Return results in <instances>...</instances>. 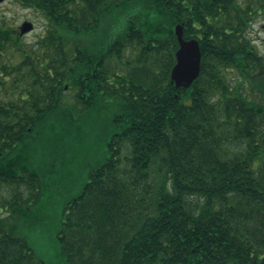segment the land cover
I'll return each instance as SVG.
<instances>
[{
  "label": "trees",
  "instance_id": "1",
  "mask_svg": "<svg viewBox=\"0 0 264 264\" xmlns=\"http://www.w3.org/2000/svg\"><path fill=\"white\" fill-rule=\"evenodd\" d=\"M15 1L47 29L29 49L0 18V142L22 172L0 264H48L8 218L41 199L33 156L102 124L110 154L65 205L68 264H264V0ZM178 23L202 50L189 87L171 82Z\"/></svg>",
  "mask_w": 264,
  "mask_h": 264
},
{
  "label": "rangeland",
  "instance_id": "2",
  "mask_svg": "<svg viewBox=\"0 0 264 264\" xmlns=\"http://www.w3.org/2000/svg\"><path fill=\"white\" fill-rule=\"evenodd\" d=\"M0 18L12 26L22 22L34 24V29L21 39L22 45L29 49L47 29V19L40 11L23 6L15 0L0 1ZM249 31L258 49L264 54V17L259 16ZM80 131L83 140L68 138L65 139V145L60 144L59 147L50 142L43 148L44 155L37 156L36 153L33 156V166L44 171L39 172L44 179L43 187L39 188L43 191L41 199L37 203L33 199L25 202L23 206L28 207V210L23 214L15 213L7 222L16 234L29 240L36 253L48 264H68L59 242L65 205L82 191L85 182L90 179V168L104 161L110 154L108 140L113 129L102 124L85 126ZM25 195H28L26 190L23 192Z\"/></svg>",
  "mask_w": 264,
  "mask_h": 264
},
{
  "label": "water",
  "instance_id": "3",
  "mask_svg": "<svg viewBox=\"0 0 264 264\" xmlns=\"http://www.w3.org/2000/svg\"><path fill=\"white\" fill-rule=\"evenodd\" d=\"M33 29L34 24L32 22H24L21 27V34ZM174 30L179 48L176 51V63L171 71V82L177 87H189L201 72L202 50L200 42L197 38H185L183 23H178Z\"/></svg>",
  "mask_w": 264,
  "mask_h": 264
},
{
  "label": "flooded vegetation",
  "instance_id": "4",
  "mask_svg": "<svg viewBox=\"0 0 264 264\" xmlns=\"http://www.w3.org/2000/svg\"><path fill=\"white\" fill-rule=\"evenodd\" d=\"M21 24H15L13 26V32L15 35L20 36L21 38L24 34H21ZM2 41L0 40V47ZM4 52L0 48V108L2 106V57ZM4 130H0L1 136L4 134ZM8 144L4 142H0V198H4L5 195L10 192L14 193L18 190L19 186V176L22 173L19 168V151L18 148L13 151V149L17 146L16 143L13 142L12 146H7ZM5 193V194H4ZM14 199V197H12ZM11 198V199H12ZM2 208V207H0Z\"/></svg>",
  "mask_w": 264,
  "mask_h": 264
},
{
  "label": "bare ground",
  "instance_id": "5",
  "mask_svg": "<svg viewBox=\"0 0 264 264\" xmlns=\"http://www.w3.org/2000/svg\"><path fill=\"white\" fill-rule=\"evenodd\" d=\"M2 1V0H1ZM23 25V24H22ZM22 25H21V27H22ZM24 34H26V33H24Z\"/></svg>",
  "mask_w": 264,
  "mask_h": 264
}]
</instances>
